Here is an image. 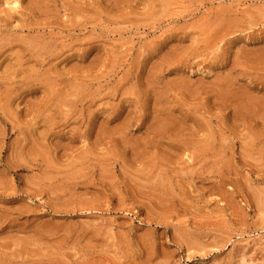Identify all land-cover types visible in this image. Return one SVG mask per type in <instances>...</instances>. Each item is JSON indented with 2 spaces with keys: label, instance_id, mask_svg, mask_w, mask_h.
<instances>
[{
  "label": "rangeland",
  "instance_id": "obj_1",
  "mask_svg": "<svg viewBox=\"0 0 264 264\" xmlns=\"http://www.w3.org/2000/svg\"><path fill=\"white\" fill-rule=\"evenodd\" d=\"M0 264H264V0H0Z\"/></svg>",
  "mask_w": 264,
  "mask_h": 264
}]
</instances>
